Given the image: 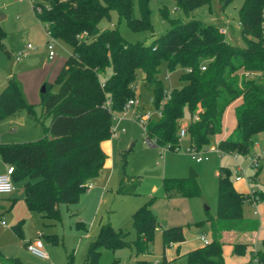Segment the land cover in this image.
<instances>
[{"label": "trees", "instance_id": "obj_1", "mask_svg": "<svg viewBox=\"0 0 264 264\" xmlns=\"http://www.w3.org/2000/svg\"><path fill=\"white\" fill-rule=\"evenodd\" d=\"M211 1L175 0V3L188 13L198 6L210 5ZM218 1L226 5L233 0ZM138 3L140 19L134 17L133 0H40L34 6L48 36L66 43L70 53L55 78L58 90L51 91L45 82V89L40 92L43 115L50 117L43 135L35 141L0 143L2 160L14 166L13 181L24 182L23 198L28 210L58 218L60 203L70 206L78 202L87 189L86 181L104 163L105 153L100 144L112 136L114 114H120L127 100L135 98L139 70L150 90L153 106L161 113L157 120L148 123L146 130V136L155 140V146L175 150L180 146L179 130L184 125L190 145L196 150L207 148L210 138L222 133L225 111L235 101H238L234 108L235 128L219 140L217 148L221 152L249 154L255 145L254 136L264 131L261 82L264 0H244L239 8L238 23L244 46L227 42L217 25L196 19H169L170 28L150 44L130 43L117 28H99L100 20L112 8L133 30L150 28L148 0ZM5 35L0 27V46ZM162 61L169 70L180 66L184 82L170 90L163 104L165 86L158 76ZM107 68L112 73L102 81L101 75ZM247 71L258 73V79L245 76ZM20 111H25L35 122L40 121L34 104L26 100L21 82L13 75L0 90V121ZM125 166L124 157V169ZM259 170L249 178H254ZM217 180L215 217L194 223L199 227L209 223L210 241L189 251L187 264H225L217 232L253 231L260 226L257 219L245 217L243 209L249 197L264 201V187L253 190L252 194L237 191L225 167H220ZM139 183V176L129 177L125 173L117 192L134 194ZM162 187L167 195L201 196L195 178H165ZM153 200L132 213L135 231L132 241L128 239L129 231L115 229L109 221L101 224L88 246L84 264H96L101 248L117 250L133 246L136 255L147 252L159 225L152 209ZM21 223L20 220L12 226L19 236H22ZM184 228L182 225L163 228V248L182 242ZM245 249V245L235 244L232 251L243 254ZM255 256L264 262V239L261 248L251 252V262ZM0 264L21 263L6 258L0 250ZM135 264L151 262L138 259Z\"/></svg>", "mask_w": 264, "mask_h": 264}, {"label": "rangeland", "instance_id": "obj_2", "mask_svg": "<svg viewBox=\"0 0 264 264\" xmlns=\"http://www.w3.org/2000/svg\"><path fill=\"white\" fill-rule=\"evenodd\" d=\"M39 1L0 0V27L6 33L5 38L2 40V46H0V87L12 75L16 76L20 82L21 79L25 80L30 100H33L28 102L34 104L35 114L40 120L35 122L27 117L26 123L19 125L23 131H16L18 126L16 122L11 128L5 124H0V138H9V141L0 140L3 143L35 141L43 135L44 126L49 125L50 117L42 114L40 105L41 88L47 82L51 91L58 90L54 78L52 79L49 76L51 71L70 53V48L66 43L55 40L53 41L55 57L48 59V44L52 41H50L43 23L39 21L34 10V6ZM243 1L233 0L226 5H222L218 0H212L210 5L198 6L185 13L176 6L175 0H148L150 28L133 30L124 18L119 17L114 8L110 9L107 17L100 20L98 26L100 29L117 28L120 35L130 43L150 44L156 37L170 28L169 19H180L182 21L196 19L204 24L217 25L227 42L244 46L245 42L238 23V11ZM138 2L139 0H133V13L135 18L140 19L141 13ZM27 44L32 46V50L28 51L29 55L27 54L28 56L16 61V54L25 49ZM111 73L112 69L107 68L101 75L102 80L104 81ZM181 73L182 68L180 66L169 70L165 61H162L158 76L165 88L174 89L184 84L181 80ZM244 75L258 79V73L255 72L247 71L244 72ZM38 78H43V80L36 87L33 82L39 80ZM261 82L264 84V78L261 79ZM21 83L23 84V82ZM25 98L28 100L26 96ZM135 99L138 100L139 109L149 113L152 120L159 118L158 111L152 104L150 90L146 88L143 73L140 70L135 85ZM237 104L238 101H235L226 109L222 133L210 138L208 150L201 149L202 162L197 161L192 154L187 152L189 148L187 139L180 141L178 150H163L158 146L151 147L141 125L136 120L135 107L126 110L118 122H113L117 133L110 137L116 147V162L118 163L119 174H116L113 190L109 187L110 189L103 195L104 200H102V194L99 193L83 203L80 202L77 206L60 203L59 217L50 218L27 209L23 197L19 195L24 183L23 181L15 182V189L11 195H0V202L7 201V199H15L16 201L13 208L0 220L1 252L8 259H18L21 264H67L69 261H71V264H84L88 246L97 235L96 226L100 216L102 217V223L110 220L115 229L129 231L128 239L132 241L135 238V231L131 216L128 213L129 206L137 200H141L142 203L150 200L148 197L150 190L156 184L159 186V191L162 192L160 182L166 176L181 178L182 176L189 177V174L194 173V178L207 202L205 205L209 207V210L205 213L203 208L205 205H203L200 198H179L178 205H175L173 210L181 212V216H189L190 212L193 214L197 207L198 212L201 213V217L198 218L215 216L218 181L216 172L220 167L229 169L232 182L235 181L237 170L244 169L246 172L245 178L250 182L252 190H262L264 187V131L254 136L255 145L250 152H257L262 156L260 159L261 167L256 174L255 181L249 178V175L254 174L255 170L250 167L248 156L210 149L211 146L216 148L219 140L229 136L234 130L236 125L234 108ZM187 119L188 114L185 113L183 121L186 122ZM122 128H125V133L120 132ZM228 130L230 131L227 135ZM124 157L126 158L125 169L127 173L132 177L139 176L140 183L136 188L138 193L136 196L128 197L116 192L119 181L118 176L123 174ZM4 166L6 168L0 157V170ZM165 168L166 173L162 175ZM194 201H196V207L193 206ZM263 203L259 205V216L253 214V205H245L243 209L245 217L255 218L259 221L260 235L263 236L261 240L264 239ZM20 220L22 221V236H19L12 229V226ZM199 220L201 219H197V221ZM188 229L189 231L186 232L189 238L199 237L196 229L193 227ZM205 230L207 231L208 227ZM38 239L43 243L44 250L48 254L47 259L33 255L26 247L27 243H34ZM222 250L225 252L226 248L222 246ZM162 258V236L159 232H156L153 243L147 252L136 255L133 246L117 250L101 248L96 264H135L138 259L161 264ZM171 264H186L185 258L177 257Z\"/></svg>", "mask_w": 264, "mask_h": 264}, {"label": "crops", "instance_id": "obj_3", "mask_svg": "<svg viewBox=\"0 0 264 264\" xmlns=\"http://www.w3.org/2000/svg\"><path fill=\"white\" fill-rule=\"evenodd\" d=\"M28 55H25V56H28ZM47 56H48V54H47ZM48 59H49V57H48ZM65 59L66 58H64V60L61 63H59V65L53 71H51L50 76H49L50 78H52V79L54 78V80H55L57 74L59 73L60 69L62 68V66L64 64ZM19 60H16V61H19ZM38 79L39 80L33 82V84H35L36 87L43 80V78L42 79L38 78ZM101 80H102V78H101ZM21 82H23V84L21 83V85H22L23 93L25 94V96L28 99L27 101H30V102L33 101V100H30L29 90H27V88H26L25 80L21 79ZM4 85L5 84H3V86ZM3 86L0 87V90L3 88ZM135 111H142V109H139V105H137L135 107ZM42 114H43V109H42ZM27 117H29V116L26 112L23 113L22 111H20L16 116L0 121V124H5L6 126H9L11 128V127H13L12 125L14 124V122H16L18 124L16 131H18V130L23 131V129H21V126H19V125L25 124L27 121ZM229 131L230 130L227 131V135H228ZM120 132L125 133L126 130L120 131ZM16 139H18V138H16ZM182 139H187V141L189 142V145H190V141H189L187 136L183 137ZM0 140L1 141H9V138H6V139L0 138ZM0 143H3V142H0ZM5 143H10V142H5ZM100 146H101V149L103 150V152L105 153L104 163H103L102 167L100 168V170L98 171V173L86 181V185H87V183H89L90 187L87 188L86 191L81 194L78 202L74 204L76 206L78 204H80V202L83 203L85 200H88V198L91 199L93 196L94 197L97 196L99 193L102 194V200H104L105 197H103V195H105V193H107L108 189L111 188V190H113V188H114V180L116 179V174L119 175L118 174V163L116 162V147H115L111 138L102 141ZM150 146L155 147V145H150ZM211 147H213V146H211ZM202 161L203 160H201L199 162H202ZM4 164L7 166L8 163L4 162ZM260 167H261V165H260ZM5 169L6 168L4 166L0 170V173H3L5 171ZM256 172H257V170L254 172V174ZM125 173L129 177H132V175L128 174L127 170L123 168L122 176H118L119 177L118 186L120 185L123 177L125 176ZM165 173H166V168H165L164 172H162V175H165ZM218 173H219V170L216 172V175H218ZM254 174H250L249 177L253 176ZM169 177H172V176H168V177L166 176V177H163L161 179L160 184H161V191L162 192L159 191V186L156 184L153 188H151L150 194L148 196L150 199L151 198L154 199L153 203H152V209H153V211H154V213L157 216V219L159 221V225H158L156 232H159L162 236L161 232H162L163 228L170 227V226H176V225H182V226H185V228H184L185 239L182 242L171 243L168 247L163 248V258H162L161 264H171L172 261L175 260L177 257H181V258L184 257L185 263L187 264L186 254L189 251L204 245L203 241L200 238V235H204L208 239V241H210L211 233L209 230V223L206 222L201 227L196 226L194 224L195 222H198L197 219H201L199 221H203V220L207 219L209 216L206 218H198V217H201V213L198 212V207L196 208V211L193 214L190 212L189 216H187V215L181 216V214H180L181 212H175V210H173V207L175 205H178L177 203H178L179 198H186L187 199L188 197H183L179 194L167 195L164 192L163 187H162V183H163V180L165 178H169ZM183 177H185V176H182L181 178H183ZM176 178H179V177H176ZM188 178H190V177H188ZM250 180L255 181L256 176L254 178H250ZM118 186H117V188H118ZM233 186L235 187V189L237 191H239L241 193L249 194L252 191V188L250 186V182L248 180H246V178H243V179H240L237 181L235 180L233 182ZM117 188H116V192H117ZM12 192L5 193V194L0 193V195H11ZM137 194L138 193L136 190L134 194H122V195L132 197V196H136ZM19 195L23 197V187H22V190L19 192ZM190 198H200L203 205H205L207 203L206 200L204 199L202 193H201V196H199V197H190ZM23 200H24V198H23ZM15 202H16L15 199H13V200L7 199V201L0 202V220H2L4 215L9 210H11L13 208ZM263 202H260V201L254 202L249 197V199L247 200L245 205H253L254 206L253 214L255 216L256 215L259 216V213H260L259 205H260V203H263ZM141 203H142L141 200H139V201L137 200V201H134L131 206H129V212L128 213L131 216V220H132V213L140 205H142L145 202H143L142 204ZM194 205L196 207V201L193 202V206ZM206 207H207L206 205L203 207L205 213H207V211L209 210V207L207 209H206ZM206 216H207V214H206ZM210 217H212V216H210ZM107 221L110 222V220H107ZM101 224H103V223H102V217L100 216V218L97 222V226H96L97 233L99 231ZM190 227H193L194 229H196L199 237L195 236L194 238H189L186 231H189L188 228H190ZM206 227H208L207 231L205 230ZM259 229H260V226H259L258 230H253V231L230 230V231L217 232L216 238L222 243L224 248H226L225 252L223 251L224 263L225 264H252L251 252L256 251V250L261 248V241H262L261 237H263V236L260 235ZM235 244H242V245L246 246V249H245L243 254H234L233 253V251H232L233 245H235ZM151 264H159V263L156 262V263H151Z\"/></svg>", "mask_w": 264, "mask_h": 264}, {"label": "built area", "instance_id": "obj_4", "mask_svg": "<svg viewBox=\"0 0 264 264\" xmlns=\"http://www.w3.org/2000/svg\"><path fill=\"white\" fill-rule=\"evenodd\" d=\"M18 1V0H17ZM50 41L48 44V57L49 59H53L55 56L54 50H53V41H55L56 39L50 37ZM32 50V46L30 44H27L25 49L20 50L17 54H16V60H19L21 57L27 55L28 51ZM205 69V65L201 66V70ZM187 71H190V69H187ZM166 79H168L166 77ZM103 84V83H102ZM170 90L171 89H164V98L162 100V104L169 98L170 95ZM107 105L110 104V100H107L106 102ZM138 105V100L135 98H131L129 100H127V102L125 103L124 107H123V111L120 114H114L113 116V122L114 121H119L122 118V114L130 109V108H134ZM158 114L160 116V109H157ZM136 120L139 122V124L142 127V130L144 132V134L146 135V130H147V126L148 123L152 120V116L147 113V112H143V111H136ZM125 129L122 128L121 131H124ZM116 130L114 129V125L112 126V135L116 134ZM186 128L185 127H181V129L179 130V138L180 141L183 137L186 136ZM147 137V136H146ZM147 142L150 145H155V140L147 137ZM163 150H168L166 147H162V146H158ZM180 147V146H179ZM179 147H176L175 150H178ZM208 150V147L203 149V150ZM211 150H218L220 151L217 147H210ZM187 152H189L190 154L193 155V157L196 158L197 161H201L203 160V158L200 156V152L201 150H196L192 145H189V148L187 149ZM245 156H248V159L250 161V167H252L255 171L259 169L260 167V159L262 158L261 154L257 153V152H253V153H249L246 154ZM14 173V166L12 164H7L6 169L3 173H0V193L1 194H5V193H10L15 189L14 186V181L12 179V174ZM245 170L244 169H238L237 170V174L235 176V180H240L245 178ZM90 186L87 185V188H89ZM253 190L249 193L252 194ZM254 202H256L255 199H252ZM201 240L203 241L204 244H207L209 241L208 239L204 236V235H200ZM27 249L35 256L39 257V258H43V259H47L48 258V254L46 253V251L44 250L43 247V243L40 241V239L36 240L34 243H27L26 244ZM252 264H264V262H262L258 257H254L252 260Z\"/></svg>", "mask_w": 264, "mask_h": 264}, {"label": "water", "instance_id": "obj_5", "mask_svg": "<svg viewBox=\"0 0 264 264\" xmlns=\"http://www.w3.org/2000/svg\"><path fill=\"white\" fill-rule=\"evenodd\" d=\"M44 89H45V86L43 85L42 88H41V92L44 91ZM189 177H190V178H193V177H195V174H194V173H191V174H189ZM207 208H208V207H206V209H207Z\"/></svg>", "mask_w": 264, "mask_h": 264}]
</instances>
